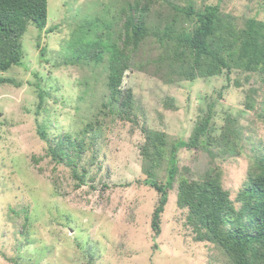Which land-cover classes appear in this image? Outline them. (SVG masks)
<instances>
[{
  "label": "rangeland",
  "instance_id": "374dc122",
  "mask_svg": "<svg viewBox=\"0 0 264 264\" xmlns=\"http://www.w3.org/2000/svg\"><path fill=\"white\" fill-rule=\"evenodd\" d=\"M167 1L187 5L186 0ZM190 1L195 9L218 5L238 25L249 17L264 21V0ZM109 3L47 0L46 27L39 31L30 24L21 40V65L0 72V79L12 81L0 84V264H225V256L214 245L193 239L186 210L176 206L177 181L167 191L159 233L152 229L159 194L145 182L141 128L164 132L171 147L177 138L188 140L210 109L215 136L232 129L241 140L248 135L264 139V121L259 119L264 118V75L233 70L229 75L165 84L153 76L155 67L149 62L159 51L147 38L122 78V88L132 92L133 105L130 121L119 120L100 105L108 100L104 66L91 74L80 100L79 81L88 73L62 63L73 25L71 14L84 13L88 7L96 14ZM157 10L161 15L169 12L162 6ZM50 28L56 29L48 32ZM248 91H254L250 99ZM38 93L43 96L40 104ZM167 98L173 99L174 107L165 106ZM247 103L255 104L256 111L247 109ZM228 117L232 124L224 128ZM95 120L98 142L83 157L81 164L88 171L84 184L77 187L72 171L53 164L46 154L58 136H75ZM38 124L46 139L38 134ZM176 157L179 171L191 179H198L210 163L202 149L181 148ZM248 161L246 152L214 161L221 166L229 191L239 188ZM164 168L165 163L161 174Z\"/></svg>",
  "mask_w": 264,
  "mask_h": 264
},
{
  "label": "trees",
  "instance_id": "16d2710c",
  "mask_svg": "<svg viewBox=\"0 0 264 264\" xmlns=\"http://www.w3.org/2000/svg\"><path fill=\"white\" fill-rule=\"evenodd\" d=\"M186 2L182 7L167 0H110L96 14L89 7H85L84 13L71 14L73 25H69L62 63L77 65L88 73L81 76L78 98H85L83 86L92 80L91 74L96 68L104 66L108 100L100 105L119 120L130 121L133 95L130 89L122 88V78L134 66L140 45L147 38L154 40L159 51L149 62L155 67L153 76L165 84L210 78L223 72L229 75L233 70L246 75H264L262 19L249 17L238 25L233 17L222 14L218 5L195 9L190 0ZM161 6L169 12L161 15L157 10ZM47 20V0H0V72L21 65V40L27 27L32 24L42 31ZM50 29L48 32L56 28ZM6 82L12 83L9 79H0V84ZM234 83L239 87L238 82ZM252 94L254 91H248L246 97L250 99ZM38 98L40 104L41 93ZM165 106L174 107L173 99L167 98ZM247 109L256 111L255 104L247 103ZM259 119L264 121L262 116ZM226 120L224 128L233 121L229 117ZM98 124L96 120L89 121L75 136L62 134L49 145L46 156L53 164L68 167L78 181L77 187L84 184L88 170L81 163L87 151L98 142L95 134L99 132ZM37 127L40 137L46 139L42 126ZM141 130L144 142L140 157L145 182L159 194L152 213V229L159 233L167 191L177 181L176 206L186 210V225L196 242L214 245L225 256V264H264V139L256 140L248 135L241 140L232 129L215 136L210 109L188 140L177 138L171 147L164 132L146 127ZM215 145L217 150L213 151ZM181 148L202 149L209 156V167L198 179L179 171L176 152ZM243 152L249 160L247 169L239 188L231 192L224 185L221 166L214 161L218 156L237 158ZM39 159L34 161L37 163ZM163 163L164 174H161L159 169ZM183 170L189 172L186 168ZM89 178L94 182V176ZM102 187L107 186L103 183Z\"/></svg>",
  "mask_w": 264,
  "mask_h": 264
}]
</instances>
